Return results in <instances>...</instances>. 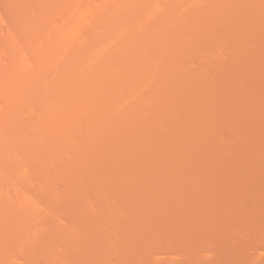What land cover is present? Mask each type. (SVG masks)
<instances>
[{"label":"bare ground","instance_id":"1","mask_svg":"<svg viewBox=\"0 0 264 264\" xmlns=\"http://www.w3.org/2000/svg\"><path fill=\"white\" fill-rule=\"evenodd\" d=\"M9 1H12L11 5H9ZM5 3L9 5L8 8L6 7ZM3 4H5L4 7ZM5 7L6 9L10 10L9 12L8 10H6L8 12V17L6 15V11H3L2 9H5ZM242 8L243 13L241 12V10H239L238 13L236 12L238 9ZM234 11L239 14V16L236 13H233ZM219 12H222V14L227 12V14H225V16L227 15V19L220 15L221 20H218L219 17L217 18V16L221 14ZM228 13H233V16L231 15L230 18V15ZM211 14L213 16H211ZM214 15L217 19L214 17ZM255 15H258V17H255L256 19L258 18V21L264 19H261L262 17H264V0H0V253L4 250L2 254H0V264H24V260L27 261L26 264H60V262L62 261L63 263L66 262V260L63 259L64 256L71 257L73 261H71L70 264H75L76 262H78L77 258L79 255L77 256V254H79L80 252L77 251L75 254L76 250L74 249L77 247V249H79L81 245L84 248V245L82 243L80 244L79 242V246L76 245V243L80 241L81 238L79 239V237H81L85 233L83 232V234L78 235L80 233L79 230L81 232L83 231L82 226L85 223V216L82 213V210L85 209L86 201L85 196L83 195L80 205V199L75 200L78 203L77 204L74 201V198L76 199V195L73 194V196L75 197L70 196L69 199L72 203H74L72 204L74 210L76 207V210L78 209L79 212L81 210V214L77 211H72L73 209L69 207L68 209L72 210L69 211L67 209L64 211V207L67 206L65 205L66 201L64 199L66 198V196L64 194L62 195V197H60L57 193L62 181L64 182V178L62 179L63 172H66L64 174L69 175L65 176V178L67 177V180L69 179L68 182L72 179L68 178L70 177V175L81 176L82 181H84L86 178L88 179V175H86L85 179L82 176L83 174H87L85 171L87 167L84 169L85 173L83 174H80V172L77 171L79 165L83 167H85V165L87 166V164L85 163H80L81 161H87V158H83V156L81 157V155L84 154L85 156H88V153L86 155L84 151H89V157L93 156L92 158H95V160H97V162L101 164L99 168L102 167L104 171H106L109 166L114 164H109V161L112 162L114 160L116 162L118 160H121V162L123 163L128 161L127 159H130L132 157L131 154L134 152V150L132 149L140 145H137L135 143L136 141L134 142L136 145L132 143V148L130 145L126 144V147L124 145L123 148L120 147L121 150L117 149L111 151V149L117 148L115 147V144H118V146H120L123 143L122 141V143L120 144V140L123 139L122 136H124V134L129 135L126 132L129 131V133H132L130 134L132 136L133 132L136 134L138 133L137 130L139 128L142 129V124L140 122L138 123L136 119H133L134 122L132 121V118H130L131 120H127L129 117L128 113L125 111L127 104L134 100H139L136 103H140V101L143 99L140 103L141 107L138 104L140 110L146 111L148 109V111H151L152 108V110H155L154 107H149V105L153 102L156 103L155 99L158 95V90H160L162 86L164 87L166 83L168 84V86L166 85V89H164L166 91L168 89L167 87H169V81L171 80V82L174 83L176 79H178V77L180 78L181 76L183 77V79H180V83L183 84L182 86H185V93H182V96L180 95V93L178 94L184 99L187 98V96L190 97L192 92L195 91V84H197L195 81L193 83V76L206 70L205 67L202 66L203 62L206 59V61L209 60L210 63L213 62L214 58H216L217 54H219V52L223 50L224 46H226L227 44V46L230 45V39L232 38L229 39V43L227 42L229 34H227L226 32L224 36L225 38L223 37L226 29L227 31L231 29V33L229 31L228 32L230 34H233L232 32H234L233 35L236 34V37L230 35L234 38L232 40L233 44L231 43L232 49L230 48V46L229 48L226 47V49L228 48L229 50L227 49L225 51L224 49L222 51L223 54L220 53V55H226V53L231 49V53L229 54H231L230 57L233 56L232 58H234V56L236 57L238 55L237 48L239 49V46L244 45L243 48H241V51H243V53L239 51L241 55L239 56L242 59L243 55H245L246 53L247 55H245L242 60H238V56L236 59L239 61H237V63L245 64V60L249 61L247 57L251 55L248 54L249 51L247 52V50L250 49L248 48V46L246 47V49L248 48L246 50V53L244 52V48L247 45L246 41H253L255 39V36L256 38L259 36H257L254 33L255 30H253V28H255L256 26H251V23L249 24L250 26L248 25V29L245 26L247 30L250 29L249 27H251L252 29H250L251 31H249L248 34L244 28V25L248 19V21H251V18H253L254 20ZM213 17L215 18V20H213ZM222 18L224 20H222ZM243 19L245 20L242 23L243 26H241L242 24L239 22H242ZM256 19L254 20L255 22L257 21ZM225 20L226 22L228 20V25L224 24L226 23ZM222 21H224V23H222ZM236 21L237 24L241 26H239L240 28L243 27L242 31L237 30L239 28H236ZM232 23L235 24L234 27L232 26ZM259 25L260 23L256 28V31H258L256 33L258 34H260L258 29L264 28L261 25L259 28ZM243 29L245 32L243 31ZM250 32H253L254 34L252 35L255 36H249V40L244 39V37H247L246 34H251ZM216 35H220V37H216ZM261 36H263L261 38H263L264 41V35L262 34ZM209 38H211V40ZM216 38L217 40L219 39V41L215 43V41L212 39L216 40ZM221 38L222 41L223 39L227 38L225 41L227 42L226 45H224L225 42L224 44L221 42ZM243 39L244 41H246L244 42ZM239 41H243V43H241L242 45H240ZM263 41L261 42V44H259L262 47L264 46ZM219 42H221L222 47ZM207 43L208 45H206ZM212 44L213 46H211ZM249 44L250 47L254 45L251 43ZM259 45L257 46L259 47ZM257 46L254 45L253 47L255 48ZM258 47V50H264L262 48L259 49ZM197 48H199V52L202 51V55L199 54V57L197 55ZM200 48H202V50H200ZM257 49L255 48V50ZM252 50L254 51V49ZM194 51H197V53ZM193 53H195L194 55H196L197 57L194 58ZM191 54L193 57H191ZM221 56H217L214 64H210L211 68H213L214 71L209 66V68L206 66L207 70L209 71L208 73L206 72L207 70L204 72L207 74L209 79L210 76L212 77V75L210 74H212L213 72L219 73L215 75L219 78L216 79L214 78L215 76H213V78L216 79V83L214 82L213 78L211 80L214 82V84L212 82V84L209 82L211 85H213V87H215V85L218 86L220 83L223 84V82H226L225 84H228L229 81H226L229 79L227 71H229V66L232 65L231 63H235H228V66L226 65L222 70H220V72H218V68L223 64V62H221L223 60ZM190 58H194L195 60L196 58H198L197 61H199V63H197V66L196 63L191 59L195 65L193 64ZM210 58H213L212 61L210 60ZM173 62L178 65L172 66ZM225 68L227 71L225 70ZM243 70L241 69L242 72ZM163 72L166 76L164 77L163 75L162 78ZM240 72L239 76H241ZM160 73L162 74L160 75ZM248 73L246 71L244 74H247L248 76H246L249 77L250 73ZM244 74L242 73V76ZM199 75L201 76L203 74ZM219 75L222 78L224 77L223 80H220L221 77ZM207 76H205L206 78L204 76L202 77L208 80ZM160 77L162 79H160ZM192 77L193 79L191 80L190 78ZM172 78L174 80H172ZM245 78L246 77L244 76V79ZM244 79H241L243 81V85L245 82ZM189 80L192 81L193 85V87L190 86L192 87L190 89L188 88L190 84ZM202 81L205 84H203V87L201 86L202 88L199 89L200 92L204 89L206 90V88H208V86L210 85L209 83H207L208 81L203 80V78ZM202 81L200 83H202ZM242 81L239 80L238 82L241 83ZM217 82L219 83L218 85ZM176 83L179 84L177 81ZM237 85H234V87L238 89L242 88ZM171 86L170 88L174 89V91L172 90L173 96L170 89V92L167 91L168 95L165 94L166 96L163 94V92H161V90L159 92L163 94L164 101L166 100V98H168L166 102L171 99V104H176V108H172L171 110L174 111L175 109H178L180 103L181 107L179 108V110L181 109L183 111H180L181 118H179L180 116L177 117V115L179 114H175L176 116H174V113H172V115L168 114L171 115L168 116V121L165 122V118L162 123L165 122V125H173L174 127L175 120L179 122L178 127H176L178 123L175 125V132L178 134L177 136H175L176 134H174L175 138H178L181 134L179 132L183 127L181 126V124L183 125L190 112L187 111V108L183 109L185 108V104H181L183 99L177 101L180 96L177 95V99L176 94H174L176 90L178 91V88L180 89L181 85L179 84V87L176 86V84H174L175 87ZM211 87L212 86H210L209 88ZM182 88L184 89V87ZM187 89H189L190 91ZM219 92H221V90H219ZM217 95L215 97L210 96L209 101L216 100V103L218 100ZM211 97L214 98L211 99ZM215 103H213V108L216 105ZM171 104H169L170 107H173L171 106ZM156 105L160 106L159 108H161L160 104ZM131 108L133 110L135 109L134 107ZM135 110L133 112H135ZM214 110L215 109H213V112ZM156 112L158 113L159 111L157 110ZM178 112L179 111L177 110L176 113ZM226 115V112L223 111L219 115L222 116L220 117V120L219 116L215 120L216 124L214 125L217 126L216 130L218 129L217 131L219 132L221 129L218 128V126L222 125L223 127L225 121L224 118L226 119ZM119 116L120 118L122 117L121 119L124 118V120L128 123V126L125 122H118L115 124L114 120L111 121V123L113 122L112 124L114 125H111L109 123L112 118H117ZM120 118H117L116 120ZM169 118L171 120H169ZM177 118L180 119V121H178ZM72 119L75 121L74 123H70V120ZM105 121H108V123H106ZM145 121L148 120L146 119ZM151 121L152 120L150 119V121L148 122ZM167 122L172 124L170 125ZM200 122H196L194 124V130H196L197 126H201ZM68 123L72 125H66ZM103 124L105 125L104 129H102ZM106 124H110L109 126H111V128L109 126L107 128H110L109 131H107L106 129ZM129 124L132 128L129 126ZM65 125L66 127L69 126L68 128L65 127L66 130L63 129ZM162 126H164V124ZM128 128L131 130H128ZM133 128L136 131L132 130ZM125 129L126 131L124 133ZM140 129L138 131L141 133L136 134L138 138H141L142 135L146 132L145 131L143 133L142 131H144V129H142L141 131ZM122 131L123 133H118ZM111 132L118 133V135H120L121 137L118 138L120 140L115 139V137L112 136ZM135 134L133 135L135 137V140H139L138 138H136ZM109 136L113 138L114 141ZM106 137H109V139H106ZM144 138L145 134L141 139L142 141L139 140L140 143L143 142ZM200 138L202 140H200ZM102 139H104L105 143L107 141V145L109 140L110 142L112 140V145H108L110 146V153L109 150L102 146V144L99 145V141ZM203 140L204 137L200 136L199 139L195 141L198 144H194L193 147L195 148L192 147V150L197 152L199 149L198 147H200V142L202 143ZM97 141L98 143H96ZM94 143H96L97 146H94ZM113 143H115L114 146ZM49 144L51 145L48 146ZM53 144L55 145V147L53 146ZM78 145H80L82 148ZM52 146L53 148H50ZM92 146H94L93 150H96L97 153H94V151H90L92 149ZM218 147L219 146L217 145V148ZM80 148L82 151L84 150L82 152L83 154H81V150H79ZM125 148H128L130 150L129 153L131 157H121L120 153ZM104 149L107 153L103 151V153H106L103 157L101 152ZM78 150L80 151L79 153ZM111 153L114 154L111 155ZM79 155L82 159L77 158L79 157ZM114 156H116L117 159ZM97 157L100 158V160L97 159ZM111 158H113V160ZM78 159L80 160V164H78L77 166L75 163ZM142 159H144L143 162ZM142 159L141 163H143L142 165L144 166H137L136 171H138V173L140 172L141 167H145L144 169H146L148 167L147 165L149 164L148 157H143ZM95 160L93 159V161ZM73 164L77 166L74 168L77 171H74L75 173H72L70 171V168L74 166ZM108 173L109 171H107V174ZM126 175H128V173H126L125 176ZM125 176L123 175V177ZM87 179L85 182H87ZM74 181L76 183L75 185H77L76 187L79 188L81 181ZM74 181H70L72 182L73 186H75L73 183ZM64 183L67 184V181ZM68 185H70V183ZM72 185H70L69 187H71ZM83 187L82 190L86 191L88 196L91 195L90 193L95 194V197L97 199L94 198L93 195H91V200L95 199L94 201H96L97 203L100 197L99 194H101L99 193L100 190L96 189L95 187V191H87L85 189V186ZM67 188H65L64 190L70 189ZM60 192H63V190ZM44 194L48 197L47 202L44 199L39 200L40 197L44 196ZM58 198H60L58 200L60 201V203L56 200ZM105 198L106 197L102 196L99 200L102 201V203L100 202L99 204L97 203L98 205L96 204L97 208L100 207L99 211L95 207L94 209L92 208L93 206L91 203L95 202L89 201L93 211L90 212V210L88 209V212L89 214H92L96 209V211L94 212L95 216L92 217L94 215L93 214L91 218L93 220H97V222L100 224L98 225L102 226L104 231L102 232L104 234L101 233L100 237L106 235V226H104L103 224H107L108 229V227L113 226L114 224L116 225V223L118 224L120 221V219L118 218V214L113 211L114 209L111 210V214L109 212L110 209H108L109 206H107V203H103V199L104 201L107 200V198ZM176 200L177 193L174 192L172 194L171 201L174 203ZM63 205L65 206L63 207ZM78 206L79 208H77ZM60 209L63 210V212L60 211L61 214L72 215L73 212L72 217H70L71 215H68L67 220L70 221L71 219L72 221L74 219V222L78 221L80 224H76L80 225V229L76 225V227H74L72 225V222H63L64 220H61L62 215L60 214L58 215V220H56L58 224L55 223L56 221L54 220V218L56 214L59 213H56V211H59ZM106 209L108 210V212H104ZM96 213H98V215ZM106 213H110V215H113V217L110 218L109 216H106ZM77 214H79V216H77ZM74 215L76 216V218ZM99 215L104 223H102L101 219L96 217ZM80 216H84V223L81 220L82 218H79ZM115 216L117 219H119L117 220V222L115 221ZM119 217H121L120 214ZM113 218L115 219L114 221ZM109 219L111 221H109ZM53 220L58 228H56L55 226L54 229H52L53 226L50 225L52 226V228L50 226L48 228L49 230H52V233H50V231L45 237L48 238L52 234L55 235L57 231L58 237L57 234L55 235L56 239L54 235L51 236L55 241L52 242V246L50 245L49 247H46V245H42L41 241L44 240L47 243V240L50 239V242L53 240L52 238H46V240L43 236L44 234H46V232L44 231L48 230L46 228L48 226V223L50 224ZM60 220L63 223L60 222ZM106 221L109 222L106 223ZM112 221L115 223L111 224ZM66 222L71 226L67 225V227ZM74 222L73 224H75ZM74 228L78 231L75 232ZM111 228L110 230L115 228L116 230H114L117 232L118 227H113L112 229ZM86 230H88V226ZM108 230L107 233H109V235L111 233L116 240H113L112 236L108 237L109 235L105 236V239L108 240L109 238L110 241L108 240L107 242H109V244H113L114 246L116 244L117 248L118 246H120L119 242L121 241L119 238V234L118 232H115V234H118V239L117 237H115L114 232H110ZM23 233L24 235H26L23 236ZM74 233L76 235L75 237ZM19 235L20 237L23 236V238L21 237L18 241V239L16 240L15 238H17V236L19 238ZM13 239H15L16 241ZM100 239H102V237L98 238V240ZM105 239H102L103 243L102 241H99V247L102 248V252L101 254L99 253L101 251L99 248V254L97 253L98 256L96 255L95 258L97 259L96 264L100 262L102 256L103 259L108 256L106 255V257L104 258L107 250H109L110 248H114L113 245L112 247L110 245H106L105 247L104 244L107 243L105 242ZM73 240L76 242H74L75 244L73 243ZM90 241L92 243L95 242L94 239H90ZM116 241H119L118 244ZM10 243L13 244V246ZM83 243L85 244V241ZM7 244L11 246V248L8 247V249H6L5 247L7 246ZM75 245L76 247L74 248ZM37 249H39L38 251H40L41 261L40 259L32 261L31 256H33V254L37 252ZM42 251L43 254L46 252L43 258L41 257ZM109 253L110 252H108V254ZM23 257H25L26 259H24ZM150 262L152 264L155 263L154 260L153 262L150 260ZM101 263L102 261L100 262V264Z\"/></svg>","mask_w":264,"mask_h":264},{"label":"rangeland","instance_id":"2","mask_svg":"<svg viewBox=\"0 0 264 264\" xmlns=\"http://www.w3.org/2000/svg\"><path fill=\"white\" fill-rule=\"evenodd\" d=\"M11 2L12 1H9V3H10L9 5H11ZM5 4H6V7L8 8L9 5L7 3H5ZM5 4H3V7ZM6 7H5V9L2 8L3 11L8 10V9H6ZM239 10H241V12H242L243 8L238 9L236 12L238 13ZM9 11L10 10H8V12ZM8 12L6 11L7 17H8ZM236 12L234 11L233 13H236ZM219 13H221V14H219V16H217V18L219 17L218 20H221L220 15L222 17L226 18L227 15L225 16V14H227V12L223 13L224 15L222 14V12H219ZM233 13H230V14L228 13L230 15V18H231V15L233 16ZM213 14H215V13H213ZM216 15H217V13H216ZM237 15L239 16V14H237ZM211 16H213V15L211 14ZM214 17L216 18L215 15H214ZM214 17H213V20H215ZM255 17H258V15L257 16L255 15L254 18ZM263 18L264 17H262L261 19H263ZM222 20H224V19L222 18ZM244 20L245 19H243V21L239 22V23L242 24L244 22ZM248 20L245 22L244 28L246 26V28L248 29V25L251 23L252 24L251 26H253V27L256 26L255 28L252 27L253 30H255V32L254 31L253 32L257 36L260 37V38L257 37V38H259V39H257L255 35H252V34H254L253 32H250L251 33L250 35L246 34L247 37L243 36L244 39H246V40H249L248 39L249 36H252V37L255 36L254 37L255 39L253 38L254 39L253 41L249 40L247 42L245 40L247 45L245 44L246 46L244 48L245 53H246V50L248 48H250L249 50H247V52L249 51L248 54L249 55L251 54L248 57H251L253 59L248 58V57H247V59L249 61H251V60H253V61L249 62V61L245 60L246 61L245 64L244 63L243 64L237 63V61L241 59V57H240L241 55H240L239 51L242 50L241 48H243L244 45L239 46L240 50L237 48V50H238L237 56L239 57L238 60L236 59L237 56L236 57L234 56L235 59L232 58L233 56L230 57L231 54H229V53H231L230 51L232 49L231 43H232V40L234 39L232 36L236 37V34L233 35L234 32H232L233 34H230L231 29L228 30L230 33L226 29L224 32V35L222 34L223 37L225 36L226 32H227V34H229L228 39L226 38L227 42L229 41L230 38H232V39H230L231 43L229 45L231 49L229 52L226 53V55H224V56L220 55V53L223 54L222 51L224 49L226 51L229 48V46H227L228 45L227 42H225L226 39H223V41H222V38H221V42L223 44L225 42L224 45H226V44L227 45L224 46L223 50H221L219 52V54H217V56H221L223 58L222 61L220 60L221 62H223V64H222L223 67H222V65L221 66L219 65L221 68L220 67H219L220 69L218 67L217 68H218V72H220V70H222L228 63L230 64L231 62H235V63H231L232 65L229 66L230 67L229 71H227L225 68V70L228 72V78L230 80L229 79L228 80L224 79V80L229 81L230 83L228 82V84H225L226 82L225 83L223 82V84L220 83L221 84L220 85L218 82L220 80H223L224 77L222 78L219 75L221 77L220 80L217 82V85L219 84L218 85L219 87L215 85V87L218 88L217 89V88L213 87V85H211V84L212 83L214 84L216 79L219 78L218 76L217 77L215 76L219 73L213 72L214 74L213 73L210 74V72H209V74L212 75V77L210 76V79L207 76V74L204 73L207 70L206 66L207 67L209 66L211 68L210 64L211 65H212V63L214 64V61L217 58V56H216V58H214L213 62H211V63L209 60H208L209 61V63H208V61H206L207 59L203 62L202 66H204L206 70L202 71L203 73L202 72L199 73V74H203V75L200 76L199 74H197V75L193 76L194 79H193V77L190 78L191 80L193 79L192 80L193 83L195 81L197 84H195L196 87L194 89L195 91L192 92V94H191L192 96L191 95H190V97L187 96L188 99L187 98L184 99L181 97L185 93V91H184L185 86H182L183 84L180 83L181 82L180 79L181 78L183 79V77L181 76L180 78L178 77V79H176V81L181 85L180 86L181 90L178 88V91L176 90L175 91L176 93L174 92V94H176V98H177V95H179L178 93H180V95H181V96L179 95L180 96V97L178 96L179 99L177 98L178 100L177 99L176 100L179 101L180 99H183L181 102V104H185L184 105L185 108H183V109L187 108V111L190 112L187 119L183 123V125L181 124V126H183V127H182L181 131L179 132V133H181L180 137L175 138V136H177V134H178L175 132L176 131L175 125L178 123L176 126V127H178L179 122H177L175 120V122H174L175 124L173 123L174 127H173V125L172 126L165 125L166 124L165 122L168 121V119H167L168 116H171L172 113H174V116H176L175 114H179V115H177V117H178V116H180V111H183L181 109L179 110V108L181 107L180 103H179V108L175 109L173 111L171 109L176 108V106H175L176 104L172 105L171 101H170L171 99H169V101H168L169 103L166 102V100L168 99L166 97H165L166 100L164 101L163 94L168 95L167 93L170 92V90H171V93L174 91V89H171L170 86L171 85L174 86V84H176V86L179 85L176 83V81L174 83H172L170 80L169 81V87H167L168 89L166 91L164 89H166V85L168 86V84H166V83H165V85L163 84L164 87L162 86V88L164 91L162 90L161 87H159V88H161L160 90H161V92H163V94H161L159 92L160 90L157 89L158 95L156 96V99H155L156 103L153 102L149 105V107L150 106L154 107L155 110H152L153 108L151 109V111H148V109L146 111L140 110V107H141L140 103L142 102L143 99L140 101V103H136L139 100L131 101L129 103L130 104L132 103V104L130 105L128 103L126 108H125V111L129 115L127 120H131L130 118H132V121H133V119H136V121H138V123L140 122L142 124L141 127H142V129H144V131H142V132L144 133L146 131L144 133L145 138H144L143 142L140 143L139 140H141L143 138L144 134L142 135V137L140 136L141 138H138V136L136 135V134L141 133L138 131L140 128L137 130L138 133L135 134L133 132V135L135 134L136 138H138L139 140H137V139L135 140V137L133 135L131 136L130 134H132V133H129V131L126 132L129 135L124 134V136H122L123 139H121V140L118 139V138H121L120 135H118V133H123V131L118 132V133H116V132L112 133L111 132L112 136H114L115 139L121 141L120 144L122 143V141L124 143V144L122 143L120 146H118V144L113 143V146L115 144V147H117V148L114 147L115 149H111V151L117 150V149L121 150V148H123V145L125 146L126 144L131 146L132 143H134L135 141H136L135 143L137 145L140 144L137 147L134 146L136 148L132 149V150H134V152L131 154L132 157L130 156V153H129L132 146H131V148L129 146L130 150L128 148L127 149L125 148L120 153L122 158L123 157H128V158L131 157L130 159H127L128 161L125 162V160H124L125 163L121 162V160L120 161L118 160L115 162L113 160V158H111L114 162L109 161V164L110 163H114V164L109 166L108 169L106 171H104L102 169V167L99 168V166L101 164L99 162H97V160H95V158H92L93 156H90L91 158L89 157L90 153L88 150H87L88 152L83 150L86 153V155L88 153V156H85V154L81 155V154H83L82 153L83 151L81 150L82 147L80 145H78L81 147L79 149V150H81V154H80L81 157L83 156V158H87V161L88 160L89 161L87 162L85 160L83 162L82 161L80 162V160L78 159L75 164L77 166L80 163L81 164L82 163L87 164V166L85 165V167L79 165L78 169L79 168L80 169L79 170L77 169V171H79L80 174H83L86 171L87 174H83L82 176L85 179L86 175H88V179L86 178L87 182H85L86 179L84 181H82V177L78 176L77 174H74L77 176H71L70 175V177H68V178L73 179V180L71 179L70 181H74V180H76V181L80 180L81 181V184H80L81 189H80V187L77 188L76 187L77 185H75L76 184L75 181L73 182L75 186H73L72 182H70V181L68 182L69 179L67 180V177L65 178V176H67L68 174H64L66 172H63L64 177L62 175V179L64 178L63 180H64V182L67 181V184L62 181V183L60 185L59 189H60V191L63 190L64 193L60 192L59 189L57 191V193L60 197H62V195H64V194L66 196V198H64V199L66 201L65 205H67V206L63 205V207L64 206L66 207V208L64 207V211L67 210L69 207V208L73 209V210L68 209L69 211L72 210V211L79 212L78 209L76 210V207L74 210L73 205H72L74 203H72L69 199L70 196H73V194L76 195V199L74 198V201L77 199L78 200L80 199L79 205L81 204L83 195L85 196V201L87 202V203L85 202V209L82 210V213L85 216L84 220H85L86 224L83 221L84 216L83 217L80 216L79 218H82L81 220L84 223V225L82 226L83 231L81 232L79 230L80 233L79 234L76 233V234L80 235V234H83V232H85L84 233L85 235L83 234L84 237H83V235L81 237H79V239L80 238L81 239H80V241H78V243H76L73 240V243L75 242L76 245H78V246L81 243L84 245V248L82 245H81V247H79V249H81V250L77 249L78 247L75 248L76 245L74 246V248H75L74 250H76L75 254L77 251L80 252L79 254H77V256L79 255L77 258L78 262H76L77 264H96L97 259H95V258H96L98 251H99V248H100L99 247L100 246L99 241H102L103 238L105 239V236L109 235V233H107L108 229H109L108 231L114 232V234H115L116 229L113 227H118L117 232L119 234V238L121 241L120 242L116 241V242H117V244L119 242L120 246H118L116 248V246H117L116 244H115V246L113 244H109V242H107L108 240L110 241L109 238H108V240L105 239L106 241L104 240L105 242H107L106 244H104L105 247H106V245L107 246L110 245L111 247L113 245L114 248H110V247H109L110 249L106 248L109 250L106 251L104 258L106 257V255H108V256L105 259H103V256H102V259L100 260V262L102 261L103 264H148L150 262V260L152 262L154 260V262L156 264H157V262H158V264L159 263L160 264H264V50L260 49V48L264 49V46L262 47L259 45L263 41V38H261L263 36H261V35L262 34L264 35V32H263L264 28L261 29L260 25L262 27H264V19L260 20V17H259L260 21H258V18H257L256 19L257 23L253 20V18H251V21H248ZM231 21H233V20H231ZM219 22H221V21H219ZM225 22H226V20H225ZM234 22H235V20H234ZM222 23H224V21H222ZM227 23H228V20L224 24L228 25ZM253 23H254V25H253ZM259 23H260L259 28L261 30L260 29H258V30H259L260 34L256 33V32H258V31H256L257 30L256 28H257ZM232 24H233L232 26L234 27L235 24L234 23H232ZM236 25L238 26V27L236 26V28H239L237 30L242 31L243 27L242 28H240V27L243 26V24L240 26L237 24V21H236ZM246 28H245V30L247 33L252 30L251 27H249L251 30L250 29L247 30ZM243 31H244V29H243ZM220 33H218V34H220ZM235 33H236V31H235ZM230 35H232V36H230ZM217 36L220 37V35H216V37ZM211 38H209V39L211 40ZM244 39H243V41H244ZM212 40H214L215 43L217 41H219V39L217 40V38H216V40L215 39H212ZM243 41L242 42L239 41L240 45H242L241 43H243ZM221 42H219V43L221 44ZM211 43H213V42H211ZM249 43L254 44L255 46L259 45V47L258 46L257 47L261 51L258 50L257 47H255V48L258 51L255 50V48L253 47L254 45H252L251 47H253V48H251ZM206 45H208V43ZM206 45H204V46H206ZM211 46H213V44ZM247 46H248V48L246 49ZM221 47H222V44H221ZM226 47H228V48L226 49ZM208 48H210V47H208ZM197 49H198V53H197V51H194V52H196L198 57H199V54H201L202 51L199 52V48H197ZM252 49H254L255 53ZM200 50H202V48H200ZM204 50H205V48H204ZM256 51H257V53H256ZM241 52L243 53V51H241ZM232 53H233V50H232ZM194 54L195 53H193L194 58L197 57ZM245 55H247V53ZM245 55H243L242 59L244 58ZM193 56L191 54V57H193ZM210 56H208V57H210ZM228 56L230 59L228 58ZM224 57L227 58L228 60L225 59ZM194 58H190V60L192 59L196 63V66H197V63H199V61H197L198 58H196V60ZM212 59L210 58L211 61H212ZM192 62H190V63H192ZM194 62H193V64H194ZM241 62H243V61H241ZM176 63H178V62H176ZM172 64H173L172 66L178 65V64L176 65L174 62ZM198 66H199V64H198ZM200 67H201V65H200ZM211 69L214 71L213 68H211ZM241 69L242 70L244 69L243 72L241 71ZM208 71L209 70H207L206 72L208 73ZM246 71H247V73L248 72L250 73V74L248 73L250 75L249 77H247L248 76L247 74H246L247 76L244 74ZM239 72H240L241 76H239ZM242 73L244 74L243 76H242ZM161 74L162 73H160V75ZM163 75H164V72L162 74V78H163ZM223 75H224V73H223ZM165 76L166 75H164V77ZM202 76H204V77L207 76L208 80L205 79L206 77L204 78ZM213 76H215L214 78H216V79H214ZM244 76L246 77L245 78L246 80L244 79ZM162 78L160 77V79H162ZM202 78H203V80L208 81L207 83H209V82L210 83L212 82V83L211 84L209 83L210 85L208 84L209 86H208V88H206V90L204 89L200 92L199 89H201L203 87L202 85L205 84V83H203ZM212 78H213L214 82L211 80ZM225 78H227V77H225ZM247 78H249V79H247ZM241 79H244V81H245L244 85H243V81ZM172 80H174V79L172 78ZM191 80H189L190 84H191V85L189 84V87H188L189 89L193 87ZM209 80H211V81H209ZM239 80L242 82L241 83L238 82ZM201 81H202V83H200ZM240 84L243 86H241ZM234 85L240 86L242 88L241 89L235 88ZM190 86H192V87H190ZM210 86H212V87L209 88ZM182 87H184V89ZM189 89H187V90H189ZM219 90H221V92H219ZM179 91H181V92H179ZM218 93H220V94H218ZM188 95H189V93H188ZM216 95L218 96L217 102L215 103L216 100H214V101L210 100L211 101L210 102L209 101L210 96L215 97ZM172 96H173V93H172ZM214 97H211V99ZM186 99H187V101H186ZM176 100H175V102H176ZM212 102L216 104L214 108H213ZM138 104L140 105V107L138 106ZM156 104H160L161 108H159L160 106H157ZM169 104H171V106H173V107H170ZM162 105H164V106H162ZM131 107H134L136 109V110L134 109L135 112H133L134 110ZM163 107H165V108H163ZM212 108L215 109L214 112H213ZM149 110H150V108H149ZM157 110L159 111L158 113L156 112ZM177 110L179 111L178 113H176ZM147 111H148V113H147ZM223 111H225L227 115H226V119L224 118L225 121H224L223 127H222V125L218 126V128L221 129V130L219 129L220 130V132H219V131H217L218 129L216 130L217 126L214 124H216L215 120ZM131 113H132V115H131ZM218 113H219V115H218ZM168 114H171V115H168ZM133 116H135V117H133ZM145 117L148 121H150V119L152 121L151 122L145 121L146 120ZM220 117H222V116H219V120H220ZM117 118H120V116ZM117 118L114 117L110 121L109 120L108 121L111 125H114V124H112L113 122L111 123V121H113V120L115 121L114 122L115 124L118 122L127 123L124 120V118L121 119L122 118L121 117L120 119L116 120ZM165 118H166V120H165ZM170 118H169V120H171ZM179 118H181V116ZM163 120H165L164 123H162ZM108 121H105V122L108 123ZM178 121H180V119H178ZM183 121H184V119H183ZM222 121H223V119H222ZM74 122L75 121L73 119L70 120V123H74ZM196 122H198V123L200 122L201 126H197L196 130H194L193 126H195L194 124ZM70 123H68L66 125H72ZM167 123L170 124L169 122H167ZM110 124H108V125L106 124V129L108 128V126ZM163 124H164V126H162ZM66 125L63 128L65 130H66V128L69 127V126L66 127ZM127 126H128V123H127ZM129 126L131 127L130 124H129ZM138 126H140V125H138ZM166 126H169V127H166ZM104 127H105V125L103 124L102 129H104ZM109 127L111 128V126H109ZM109 129H107V131H109ZM142 129H140V131ZM128 130H131V129L128 128ZM132 130H134V128ZM125 131H126V129L124 130V133H125ZM134 131H136V130H134ZM130 132H132V131H130ZM111 133H110V135H111ZM174 134H176V135L174 136ZM200 136L201 137L203 136L204 140L202 141V143L200 142V147H198L199 148L198 151L197 152L193 151L192 147L194 144L197 143L195 141L197 139H199ZM109 137H106V139H109ZM173 137H174V139H173ZM111 139L113 140V138H111ZM112 140H111V142L109 140L108 145H112ZM117 140H115V141H117ZM200 140H202V139L200 138ZM124 141H126V142H124ZM99 142H100L99 145L102 144V146L105 147L107 150H109V153H110V146H108L106 144L107 141L105 143L104 139H102ZM96 143H98V141ZM96 143H94L95 144L94 146H97ZM50 145L51 144H49L48 146H50ZM217 145L219 146L218 148H217ZM53 146L55 147L54 144H53ZM53 146L50 148H53ZM94 146L91 147L92 148L90 150L91 152L94 151L93 150ZM193 148H195V147H193ZM77 149H78V147H77ZM79 150H78V153L80 152ZM194 150H196V149H194ZM103 151H105V149L102 150V152H101V154L104 157V154H106L107 152L105 151L106 153H103ZM76 152H77V150H76ZM95 152H96V150L94 151V153ZM113 154L111 153V155H113ZM80 155L77 158H81ZM98 156H99V154H98ZM178 156H180V157H178ZM110 157H113V156H110ZM114 157H116V156H114ZM143 157L144 158L148 157L149 164L148 165L145 164L148 166V167L146 166L147 167L146 169H144L145 167L144 168L141 167L140 172L138 173V171H136L137 170L136 168H137V166L139 167L143 164V163H141V159ZM88 158H90V159H88ZM180 158H181V161H180ZM93 159L95 161H93ZM97 159L100 160V158H98V157H97ZM101 159H103V158H101ZM116 159H117V157H116ZM143 160L144 159H142V162H143ZM95 162H97L99 164H97ZM109 164H107V165H109ZM77 166L74 165V166H72L73 168L71 167L70 168L71 170L70 169L69 170L73 173L74 171H76V169H74V168ZM142 166H144V165H142ZM103 167H104V165H103ZM105 167H106V165H105ZM84 169H85V171H84ZM107 171H109L108 174H107ZM126 173H128V175L125 176ZM123 175L125 177H123ZM73 177L74 178L76 177V178L74 179ZM69 183L73 187L72 186L69 187L70 186V185H68ZM83 186H85V189L87 191L88 190H94L95 187H96V189H99L100 190L99 193H101L102 196L106 197L108 200V201L107 200L104 201V199H103V203L104 202L107 203V206H109L108 209H110L109 212L111 213L112 212L111 210L114 209L113 211H115L116 214H118V218L120 219L118 224L116 223V225L114 224L115 226L114 225L110 226V227H108V229H107V224L106 225L103 224L104 226H106V233H105L106 235L101 236L102 239H100V240H98V238H101L100 235L102 232H104L103 228H102V226H99L100 224L97 222V220H93L91 218V216L93 214L94 215L92 217L95 216L94 212L96 211V209L94 210V212L92 214H89L88 211L89 210H90V212L93 211L94 207L97 208V206H96L97 203L98 204L100 202L102 203V201H99L102 196H101V194H99L100 197L96 203V201H94L95 199L91 200L92 199L91 195H93V197L96 198L95 194L90 193L91 195L89 194L90 196H88L87 192L82 190ZM65 188H67V189L70 188L69 189L70 193H69V190H64ZM71 191H72V193H71ZM174 192L177 193V200L173 203L171 201V198H172V194ZM67 193H68V195H67ZM73 197H75V196H73ZM43 199L47 202L48 201L47 195L44 194V196L40 197L39 200H43ZM59 199L60 198H58L56 200H57V202L60 203V201H58ZM89 201L95 202V203H91L93 207L90 205ZM46 202H45V204H46ZM106 203H105V205H106ZM108 203H109V205H108ZM63 204H64V202H63ZM60 206H61V204H60ZM77 208H79V206ZM99 208H97L98 211L100 210ZM60 211L63 212L62 209H60L59 211H56V213L57 212H59V213L56 214L54 220L55 221L58 220V218H59L58 215L60 214V215H62L61 220H64L63 222L68 221L67 220L68 215L70 216L71 214H61ZM106 211L108 212L107 209L104 212H106ZM84 212H86V213H84ZM79 213L81 214V210ZM110 213L109 214L106 213L107 215L106 214L105 215L112 218L113 215L111 216ZM96 214L98 215V213H96ZM99 214H103V213H99ZM119 214L121 217H119ZM72 215H73V212H72ZM72 215L70 217H72ZM105 215H104V217H105ZM77 216H79V214H77ZM116 216H115V218H116ZM96 217L101 219L100 215L96 216ZM104 217H103V219H104ZM109 217H106V218H109ZM75 218H76V216H75ZM77 219H75V220H77ZM119 219L116 218V220H115L113 218V221L115 220L117 222V220H119ZM54 220L50 224L48 223V226L46 227L48 230L44 231V232H46V234L43 235L44 237L47 236V233H49L50 231H51L50 233H52V230L51 229L49 230L48 227L50 225H52L53 228H52V226H50V227L52 229H54V227L56 226L55 223H57V221L54 223ZM61 220H60V222H62ZM105 220H107V219H105ZM109 221H111V220L109 219ZM113 221L111 222V224L115 223ZM68 222H72V225L74 227L80 226V225H77L80 223L78 221L74 222V219L72 221L70 219V221H68ZM73 222L75 224H73ZM108 222L106 221V223H108ZM102 223H104L103 220H102ZM67 225H68V223L66 224V226ZM68 226H71V225H68ZM87 226H88V230H86ZM56 228H58V227L56 226ZM56 228H55V230H56ZM110 228L112 230H114V229L115 230L112 231V230H110ZM67 229H69V228H67ZM79 229H80V227H79ZM54 231H53V233H54ZM74 231L77 232L78 230L75 229ZM57 233H58V231L56 232V234ZM102 234H104V233H102ZM118 234H115V237L118 238V236H117ZM22 235L25 236L26 234L24 235V233H23ZM53 235L54 234H52L51 236H53ZM55 235H54V237H55ZM23 236H21V237L23 238ZM51 236L48 238L45 237V239L46 238L47 239L52 238ZM75 236L76 235L74 233V237ZM111 236H112V234L110 233V235L108 237H111ZM21 237L19 235V238L17 236V238H15V239L16 240L18 239V241H19ZM57 237H58V234H57ZM10 238H12V237H10ZM76 238H78V237H76ZM15 239H13V240H15ZM55 239H56V237H55ZM90 239H94L95 242L92 243L90 241ZM49 240H47V243H46V241L43 240L45 242V244L43 241H41L42 245H46V247H49L51 244H53L52 242L55 241L54 239L51 242ZM113 240H116V239L113 237ZM8 241H10V240H8ZM84 241H85V244L83 243ZM89 241L91 242V244ZM79 242H80V244H79ZM113 242H115V241H113ZM113 242H111V243H113ZM102 243H103V241H102ZM47 244H49V245H47ZM11 245L13 246V244H11ZM104 245H103V248H104ZM8 247L11 248V246H9L7 244V246L5 248L8 249ZM101 249L102 248H100V250ZM38 250L39 249H37V252L34 253L33 256H31L32 261H36V260L40 259V251H38ZM3 251H1L0 254H2ZM101 252H102V250L99 253L101 254ZM108 252H110V253L108 254ZM70 253H73V252H70ZM41 254H42L41 257L43 258V256L46 254V252L43 254V251H42ZM21 256H23V255H21ZM25 257H23V258L26 259ZM63 259L66 260V262L64 261L65 263H63V261H62V262H60V264L61 263L62 264H70L71 261H73L70 256H64ZM22 261H23V259H22ZM24 261H25V263L24 262L23 263L26 264L27 261L26 260H24ZM32 261H30V262H32ZM40 261H41V259H40ZM100 262L99 263L97 262V263L100 264ZM155 263H153V264H155ZM56 264H58V263H56ZM72 264H74V263H72ZM149 264H152V263L150 262Z\"/></svg>","mask_w":264,"mask_h":264}]
</instances>
